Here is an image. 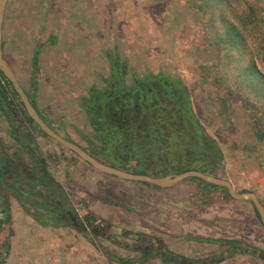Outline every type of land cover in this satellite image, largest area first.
<instances>
[{
	"label": "rangeland",
	"instance_id": "rangeland-1",
	"mask_svg": "<svg viewBox=\"0 0 264 264\" xmlns=\"http://www.w3.org/2000/svg\"><path fill=\"white\" fill-rule=\"evenodd\" d=\"M18 2L8 0L4 28L9 38ZM26 3L31 11L44 8L48 11L50 4L54 6L47 16L49 33L53 32L57 40L60 37L61 42L52 47H70L73 57L87 63L90 71L92 67L95 83L110 73L108 52H118L141 78L162 71L174 80H182L206 131L225 155L223 166L221 164L215 174L231 181L236 191L253 190L264 204V152H260L264 147L260 144L257 152L246 148L257 144L253 114L256 110L258 116H264V82L252 80L250 84V80L244 81L240 74L254 60L264 76V0H234L231 8L223 3L214 10L207 0H26ZM226 23L234 24L245 33L248 40L245 53H241L238 44L231 46L226 40ZM231 39L236 37L233 35ZM80 51L82 54L78 55ZM11 52L15 57L13 68L20 71L23 80L27 79L23 74L31 69L27 50L14 44ZM57 61L53 62L54 67ZM67 65L65 58L62 66ZM45 78L52 82L41 104L48 107L47 110L53 109L66 128L67 136L87 146L86 119L78 105V98L85 89L80 91L79 87L83 84L64 73L58 76L51 73ZM66 80L71 88L66 86ZM41 81L44 86L45 80ZM3 109L0 105L1 139L4 147L11 144L6 154L24 167L34 165L35 156L29 151L30 147H37L38 152L45 155L51 152L61 156L59 165L52 164L49 172L63 184L76 213L82 217L85 208L111 225L104 227L106 231H88L90 238H87L64 223L54 222L52 208L45 207L44 202L37 203L33 193L27 196L26 191H35L40 178L29 180L22 172H14L12 175L19 182L10 186L7 179L12 180L11 171L0 173V209L10 208L12 213L14 209L13 221L1 220L4 215H0V224L11 225L15 223L13 215L20 217L23 213L24 218L17 219L21 229L33 220L31 227L37 231L46 227L44 236L45 239L49 236V243H53L52 236L60 232L52 249L63 255L65 252L66 261L62 264H122L119 259L137 258L140 254L124 249L118 242L139 246L135 238L140 235L152 237L154 242V237H160L175 253L202 258L201 264H264V259L259 257L264 251V226L251 201L237 200L229 194L224 197L219 192L210 197L201 196L198 190L208 185L195 177L171 187L124 180L96 170L73 151L62 149L56 142L41 136L34 144L25 138L24 142L30 146L23 147L17 137L9 133L17 130ZM114 147L117 154L138 152V148L127 149L116 144ZM180 153L185 155L184 151ZM196 155L189 154L193 165L199 163ZM46 209L47 215L43 211ZM120 228L130 231L129 234L120 236ZM209 238L237 240L258 250L253 254L244 249L228 259L224 251L229 250V246L210 243ZM8 239L13 248V236L9 235ZM47 246L44 245V249ZM9 262L12 264V259ZM163 262L156 259L149 264Z\"/></svg>",
	"mask_w": 264,
	"mask_h": 264
},
{
	"label": "trees",
	"instance_id": "trees-1",
	"mask_svg": "<svg viewBox=\"0 0 264 264\" xmlns=\"http://www.w3.org/2000/svg\"><path fill=\"white\" fill-rule=\"evenodd\" d=\"M233 1L207 0V2H211L210 7L212 10L219 9L223 3H226L231 8L230 4ZM47 9L49 10L46 11L44 8L43 10L33 9L31 11L28 9L26 0H22V2L19 0L18 5L14 9L10 38L4 28V53L8 62L13 66L15 57L11 55L13 54L11 50L14 44L23 46L27 50L28 58L31 57V69L28 71L29 73L23 71V74L25 73L24 78H27L24 80L20 75V71L16 72L18 79L42 118L63 137L75 142L67 136L66 128L62 126L60 118L54 115L53 109L47 110L48 107L46 108V106L41 104L46 96L45 87L48 89L51 85L45 78V75L50 74L45 69L48 56L43 60L42 55H50V58L55 59L57 55L61 54L60 45L56 48L55 46L54 48L52 47V44L61 42V39L59 37L57 40L53 32L49 33L48 27V12L50 10L53 11L54 6L50 4V8ZM6 19L7 16H5L4 26ZM225 33L226 40L229 41L231 46L238 44L241 53H245L248 48V40L245 33L231 23H226ZM233 35L236 37L235 40L231 39ZM106 54L110 65L109 75L102 76L99 83H95L93 78L87 81L88 85L84 89L83 95L78 98V105L86 119L85 127L88 133H85L84 137L87 146H82L78 142L75 143L83 147L99 161L136 174L162 177L194 169L216 175V169L223 163L225 155L217 141L206 131L200 117L194 110L190 94L183 81L180 79L174 80L162 71L151 72L141 78L130 67L128 60L121 58L118 52H115V54L108 52ZM56 63L57 66L52 67L51 73L55 76L62 75L64 66L58 61ZM55 68L59 73H57ZM240 74L244 81L250 80V84L253 81L264 82V76L254 60H251V65L244 68ZM41 80H45L44 86L40 83ZM66 81V86L71 88V83L68 80ZM23 82L28 83L27 86ZM0 105L4 108L8 121L12 122V126L17 130L15 133H9L14 134L23 147L30 146L24 142L25 138H28L34 144L41 136L56 142L62 149H65L63 145L49 137L29 116L12 83L1 71ZM263 120L264 116H258L255 110L253 114V129L257 144L246 147L252 152H257L260 149V144L264 147ZM115 144L117 147L124 146L127 149H130V147L138 148V152L117 154L118 151L117 153L115 152ZM4 145L0 136L1 175L11 171L12 180L7 179L10 186H15L19 182L12 175L14 172H22L24 178L29 180L40 178L37 182L38 186L34 188L35 191H26V194L29 196L33 193L37 203L44 202L45 207L50 206L53 211L54 222L58 224L64 223L66 227L78 230L87 238H90L88 231L100 232L96 229L99 226L97 224L108 223L89 213V211H85V208L82 210V212L84 211L82 217L76 213L69 195L64 191L63 184L55 174L49 172L52 164L59 165L61 156L51 152L45 155L44 153H39L36 149L37 147H30L29 151L35 156V158H32L34 165L24 167L16 159L6 154L10 150L11 144L5 147ZM180 150L184 151L185 155L180 153ZM261 150L264 152L263 149H260V152ZM192 152L197 154L196 159L199 162L194 163V165L191 163L193 157L189 156ZM62 154L64 155L63 152ZM63 155L62 157H64ZM202 163L205 165H202ZM206 184L218 188L217 185ZM247 191L253 190H242L241 192ZM22 196L24 197L23 194ZM43 211L46 215L48 214L47 209ZM255 212L262 224L256 209ZM0 215H4L1 220L12 221L10 208L0 209ZM39 220L41 223L43 222L41 218ZM104 227L108 226L104 225ZM3 228H5L4 232H2ZM9 235H11V225L8 223L0 224V264H6L10 255L11 243L8 239ZM207 241L231 245L232 248L241 246V251L245 249L253 254L258 250L254 246L251 247L237 240L209 238ZM119 261L122 264H135L136 262H141V258H121Z\"/></svg>",
	"mask_w": 264,
	"mask_h": 264
},
{
	"label": "water",
	"instance_id": "water-1",
	"mask_svg": "<svg viewBox=\"0 0 264 264\" xmlns=\"http://www.w3.org/2000/svg\"><path fill=\"white\" fill-rule=\"evenodd\" d=\"M8 5V0H0V71L5 75V77L12 83L14 89L18 93L21 101L23 102L27 113L29 116L40 126V128L51 138L59 142L61 145L67 149L73 151L84 161L92 165L96 170L116 176L118 178L129 180V181H140L152 184L157 187H171L176 183L189 178L195 177L205 181L206 183L214 184L217 186L225 187L228 190L229 195L237 200H249L251 201L255 209L260 215L262 224L264 226V204L260 201L258 195L254 191L239 192L236 191L231 181L214 176L212 174L200 171V170H188L178 174H169L162 177H157L148 174H136L133 172L125 171L123 169L105 164L87 152L83 147L77 143L66 139L56 130H54L40 115L36 107L32 104L26 90L19 81L13 67L8 62L5 57L3 48V38H4V20L6 15V9ZM259 257L264 259V251L259 253Z\"/></svg>",
	"mask_w": 264,
	"mask_h": 264
},
{
	"label": "crops",
	"instance_id": "crops-1",
	"mask_svg": "<svg viewBox=\"0 0 264 264\" xmlns=\"http://www.w3.org/2000/svg\"><path fill=\"white\" fill-rule=\"evenodd\" d=\"M18 3H17V5H18ZM15 43H16V41H15ZM60 48H59V50H61V54L57 55L55 61L58 60V62L61 63V65H62L65 58L68 60V65L64 66V68H63L64 75L67 76V74H69L74 78L76 83H77V81H79L81 84H83V86L79 87L80 91L83 90V88H86V86H87L86 85V83H88L87 81L92 79V76H93L91 73L92 67H91V71H90V69H88V67H86V66H88L87 63H84L82 60H80V62H79V57H76V56L73 57V53L71 52L70 47L68 49H65V48H63L62 45H60ZM77 54L81 55L82 51H80ZM46 56H48V58L46 59V68L45 69L48 71V73L51 74L52 67L55 66V65L53 66V62H55V61H54V59L51 60L50 55H45V54L42 55L43 60H45ZM48 59H50V62H47ZM70 66H73V67L70 68ZM13 69L16 73L15 68H13ZM46 74H47V72H46ZM46 80L49 81V84L52 82L51 79L46 78ZM77 85H79V84H77ZM45 89H47V88L45 87ZM0 136H1V134H0ZM13 213H14V209H13ZM22 214H20L21 215L20 217L13 215L15 223L11 224V235L13 236V239L11 241H12L14 249L13 248L10 249V255L8 257V260H7L8 264L10 263L9 261L11 259H12V264H62L63 262H65L66 261L65 252L63 255L61 253V251L60 252H59V250L54 251L52 249L53 245L56 243V238L58 236H60V232L57 233L56 235L52 236L53 239L51 241H53V243H49V240H50L49 236H48V238L45 239L46 227L43 226L44 228L41 229V232L37 231L35 227L32 228L31 226H33L34 224H32L33 220L31 217H30V219L32 221H31V223L27 224L28 225L27 227H24L23 229H21L19 227L20 225H19V222L17 221V219L18 218H24ZM31 229H33V231H31ZM16 241H17V244H14V242H16ZM34 244H37V245H34ZM46 244H48V246L46 247V249H44L43 246ZM39 247H43V248H39ZM17 257H18V259H17Z\"/></svg>",
	"mask_w": 264,
	"mask_h": 264
},
{
	"label": "flooded vegetation",
	"instance_id": "flooded-vegetation-1",
	"mask_svg": "<svg viewBox=\"0 0 264 264\" xmlns=\"http://www.w3.org/2000/svg\"><path fill=\"white\" fill-rule=\"evenodd\" d=\"M214 175V174H212ZM217 176V175H214ZM227 188L225 187H221L218 186L217 187H212V186H205L203 185V187H201V189L198 190V193L201 196H205V197H210V195H212V193L219 192L218 194L222 193L223 196L225 197L227 195L228 190L226 191ZM229 194V193H228ZM99 225V226H98ZM104 225H107L108 227H110V223H100L97 224L98 228H96L97 230L101 231L104 230L106 231L107 229H104ZM112 228V227H111ZM116 228V227H113ZM118 230V229H115ZM130 231L126 230V229H121L119 230V235L120 236H127L129 234ZM131 234V233H130ZM156 238V241H153L152 237L149 236H145L143 237L142 235H140L138 238H135V240L137 242H140L139 246H132L127 244L125 241H119L118 244L123 247L124 249L127 248L133 252L139 253L141 258V262L140 264H149V263H153L154 260L156 259H161L163 260V264H201V262H203V259L200 257H189L186 256L184 254H178L175 253L174 251L171 250V248H169L167 246V243L164 242V240L160 237H154ZM161 241V243H160ZM211 243V242H210ZM218 245L222 244L225 246H229V250H225L224 254L227 253L228 255V259H232L234 257H236V255L238 253L241 252V246L232 248L231 245H227V244H223V243H217ZM226 252V253H225ZM169 254V255H167ZM226 258V256L224 257V259ZM216 260V259H213Z\"/></svg>",
	"mask_w": 264,
	"mask_h": 264
}]
</instances>
